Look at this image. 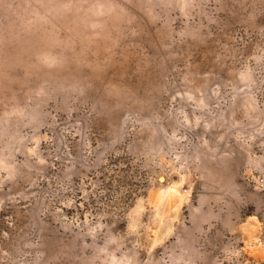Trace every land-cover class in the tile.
Instances as JSON below:
<instances>
[{"label":"rangeland","instance_id":"374dc122","mask_svg":"<svg viewBox=\"0 0 264 264\" xmlns=\"http://www.w3.org/2000/svg\"><path fill=\"white\" fill-rule=\"evenodd\" d=\"M0 264H264V0H0Z\"/></svg>","mask_w":264,"mask_h":264},{"label":"bare ground","instance_id":"6f19581e","mask_svg":"<svg viewBox=\"0 0 264 264\" xmlns=\"http://www.w3.org/2000/svg\"><path fill=\"white\" fill-rule=\"evenodd\" d=\"M161 177V180H163V176H160Z\"/></svg>","mask_w":264,"mask_h":264},{"label":"built area","instance_id":"2783aa9c","mask_svg":"<svg viewBox=\"0 0 264 264\" xmlns=\"http://www.w3.org/2000/svg\"><path fill=\"white\" fill-rule=\"evenodd\" d=\"M261 180H263V179H261Z\"/></svg>","mask_w":264,"mask_h":264}]
</instances>
